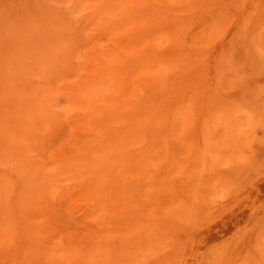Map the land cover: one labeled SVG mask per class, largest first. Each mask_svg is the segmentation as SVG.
I'll list each match as a JSON object with an SVG mask.
<instances>
[{
  "label": "rangeland",
  "instance_id": "1",
  "mask_svg": "<svg viewBox=\"0 0 264 264\" xmlns=\"http://www.w3.org/2000/svg\"><path fill=\"white\" fill-rule=\"evenodd\" d=\"M0 264H264V0H0Z\"/></svg>",
  "mask_w": 264,
  "mask_h": 264
}]
</instances>
